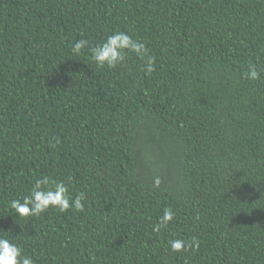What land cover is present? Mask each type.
Segmentation results:
<instances>
[{"label": "trees", "instance_id": "trees-1", "mask_svg": "<svg viewBox=\"0 0 264 264\" xmlns=\"http://www.w3.org/2000/svg\"><path fill=\"white\" fill-rule=\"evenodd\" d=\"M121 30L155 71L71 51ZM44 175L85 210L16 218ZM0 230L36 264H264V0H0Z\"/></svg>", "mask_w": 264, "mask_h": 264}, {"label": "clouds", "instance_id": "clouds-1", "mask_svg": "<svg viewBox=\"0 0 264 264\" xmlns=\"http://www.w3.org/2000/svg\"><path fill=\"white\" fill-rule=\"evenodd\" d=\"M88 48L91 60L98 67L115 68L124 62L128 52L135 53L141 59L145 60L143 70L150 74L155 71V61L148 56L146 44L140 39H134L126 31H115L106 36L100 43L89 47L88 41L80 39L71 45V51L75 55ZM245 78L255 81L259 78V71L254 65H249ZM161 179L159 176L153 178V187L159 188ZM86 194L79 192L74 197L69 194V185L63 180L56 181L47 175L38 178L33 183L28 192L22 196L9 201V207L12 209L16 218L28 219L39 217L55 209L58 212H83L85 210ZM175 213L170 207L163 209L158 223L153 226L154 232H159L162 228L166 229L174 220ZM196 219H199L197 216ZM5 231L0 230V233ZM11 232V231H8ZM169 247L172 252L179 253L189 249H198L200 241L197 237H191L185 240L182 237H174L169 240ZM0 264H36L31 255L24 252L22 246L6 235H0Z\"/></svg>", "mask_w": 264, "mask_h": 264}]
</instances>
